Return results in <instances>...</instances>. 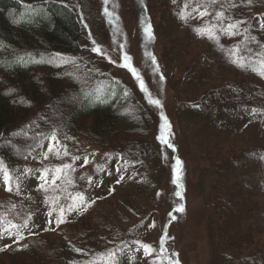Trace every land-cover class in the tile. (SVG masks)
Segmentation results:
<instances>
[{
    "label": "rangeland",
    "instance_id": "obj_1",
    "mask_svg": "<svg viewBox=\"0 0 264 264\" xmlns=\"http://www.w3.org/2000/svg\"><path fill=\"white\" fill-rule=\"evenodd\" d=\"M184 1L69 0L87 20L82 55L128 85L153 124L141 138L145 147L131 154L52 132L17 170L11 192L0 169L3 192L33 209L19 237L54 231L90 208L94 220L129 239V258L150 264H264V106L238 97L253 82L264 89V70L246 49L227 43L229 31L201 22L211 0H196L189 11ZM257 22L262 26L264 16ZM125 53L135 75L124 66ZM149 94L159 106L149 103ZM56 186L67 196L77 192L58 214L47 199L57 196ZM212 207L233 211L242 224L238 245L216 233ZM19 237L5 234L2 244ZM74 262L70 255L69 264Z\"/></svg>",
    "mask_w": 264,
    "mask_h": 264
},
{
    "label": "trees",
    "instance_id": "obj_2",
    "mask_svg": "<svg viewBox=\"0 0 264 264\" xmlns=\"http://www.w3.org/2000/svg\"><path fill=\"white\" fill-rule=\"evenodd\" d=\"M195 2L185 0L184 9L191 10ZM211 4L201 22H209L213 29L219 27V32L227 29L232 38L227 43L246 49L247 57L264 70V27L257 22L264 16V3L211 0ZM237 21L244 23L232 34L228 26ZM86 22L69 0H0V169L2 175L10 173L11 184L30 153L52 132L65 139L86 137L124 154L146 145L141 138L150 134L153 124L147 109L137 103L128 85L114 81L82 55ZM43 55L63 59L52 63L42 60ZM258 84L253 82L244 95L238 94L242 102L264 106V89ZM213 96L223 97L215 92ZM59 187H55L56 197H47L56 214L61 206L66 209L72 204L77 194L67 196ZM13 195L4 193L0 185V264H69L70 255L75 264H150L149 259L129 258L124 253L131 244L129 239L114 235L113 226L103 217L100 219L107 227L94 220L90 208L54 231L22 239L18 235L15 242L3 245V236L15 235L33 214L26 200ZM210 210L216 233L223 232L226 241L238 245L242 224L233 211ZM14 224L18 228L10 227ZM258 263L263 264L261 260Z\"/></svg>",
    "mask_w": 264,
    "mask_h": 264
},
{
    "label": "snow or ice",
    "instance_id": "obj_3",
    "mask_svg": "<svg viewBox=\"0 0 264 264\" xmlns=\"http://www.w3.org/2000/svg\"><path fill=\"white\" fill-rule=\"evenodd\" d=\"M107 2H108V0H105V4H107ZM104 11H105V14H106V15H110V13L108 12V9H107V8H105ZM218 16L222 17V16H223V13H218ZM242 23H244V22H243V21H237V23H236L235 25H229V26H228L229 28H232V29L234 30V31L232 32V34H236L235 29L238 27L239 24H242ZM262 27H264V25H262ZM221 30L224 31L225 34H228L227 29H223V28H222ZM253 39H254V38H253ZM92 51L95 52V53H97V54H100V53H101V49H100L99 47H93V48H92ZM152 59H153V61L155 60L154 57H153ZM122 60L124 61V66H125L126 68H131L133 74L135 75L136 72H137V70L133 67V65H132L131 63H129V62L131 61V57H130L127 53H125V54H123V56H122ZM137 78L139 79V77H137ZM142 86H143V85H142ZM144 90L147 91V88H144ZM149 103L152 104V105L159 106L160 101H159L158 99H152V98H151V94H149ZM165 127H170V126L168 125V122H167V118H166V117H165ZM54 138H55V137H53V139H54ZM161 139H164V137L162 136ZM164 142H165L166 144L168 143L167 140H164ZM169 147H172V145L169 144ZM180 163H181V162H180L179 160H177V164L179 165ZM3 176H4V178H5V187H6V190L9 191V192H11V191L13 190V189H12V186H11V179H12V177H11V175H10L9 172H3ZM45 182H47V181L45 180ZM53 182H54V181H53ZM178 210H179V211H183V208H180V209H178ZM60 211H61V213H63V211H64L63 206L60 207ZM60 222H63V221H60ZM25 226H26V225H25ZM10 227H11V228H18L17 225H10ZM5 231H7V230H5ZM17 235H19L18 232H17ZM20 238L22 239L23 237L21 236ZM145 247H147V246L145 245ZM77 251H80V250L77 249ZM176 264H178V262H176Z\"/></svg>",
    "mask_w": 264,
    "mask_h": 264
}]
</instances>
